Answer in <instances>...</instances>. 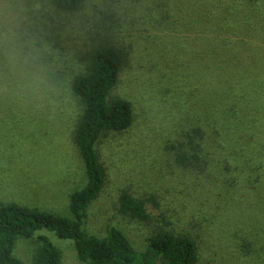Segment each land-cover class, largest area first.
<instances>
[{
	"label": "rangeland",
	"instance_id": "rangeland-1",
	"mask_svg": "<svg viewBox=\"0 0 264 264\" xmlns=\"http://www.w3.org/2000/svg\"><path fill=\"white\" fill-rule=\"evenodd\" d=\"M228 1L93 0L81 13L56 16L41 0H0V204L70 216L69 196L85 184L70 81L82 66L85 31L107 23L129 52L110 97L129 101L134 119L127 131L98 142L106 181L87 208L84 230L101 237L118 228L141 251L162 229L195 241L196 264H264V177H220L217 162L202 173L182 169L172 149L187 143L199 122L185 102L190 88L180 89L189 86L182 80L192 51L206 47L196 30L203 36L209 17L217 18L215 33L255 51L262 63L247 64L264 69V0ZM202 150L213 151L207 141ZM124 191L145 201L148 222L119 214ZM45 235L61 264H80L70 241ZM33 248L20 240L14 254L29 264Z\"/></svg>",
	"mask_w": 264,
	"mask_h": 264
},
{
	"label": "trees",
	"instance_id": "trees-1",
	"mask_svg": "<svg viewBox=\"0 0 264 264\" xmlns=\"http://www.w3.org/2000/svg\"><path fill=\"white\" fill-rule=\"evenodd\" d=\"M41 1L56 16H70L81 13L93 0ZM225 2L223 6L229 3ZM228 18L237 20L234 12ZM216 20V16L209 17L211 26L205 28V35L199 36L202 34L196 30V37L207 44L202 52L198 48L192 51V64L182 80L189 86L183 82L180 93L190 88L185 102L193 105L199 122L187 133V143L172 147L174 158L182 169L198 173L217 162L222 169L220 177H264V69L247 64H262L255 51L215 33ZM59 26L61 23H56L55 29ZM95 27V31H85L87 43L83 41L77 54L82 66L70 81L78 108L73 142L84 167L85 184L69 196V217L13 203L0 204V264H24L14 254L20 240L34 245L29 264H61L59 248L45 233L70 241L80 264H196V243L185 234L161 229L149 235L140 251L118 228L110 227L101 237L84 230L87 208L106 181L98 142L105 133L127 131L134 119L129 101L110 97L129 52L119 45L110 25ZM38 40L46 46L47 42ZM206 141L213 149L208 154L202 150ZM118 212L142 223L149 220L145 201L125 191L118 198Z\"/></svg>",
	"mask_w": 264,
	"mask_h": 264
}]
</instances>
